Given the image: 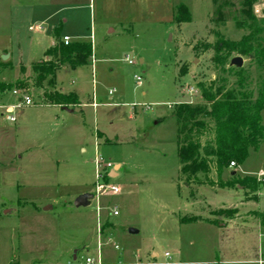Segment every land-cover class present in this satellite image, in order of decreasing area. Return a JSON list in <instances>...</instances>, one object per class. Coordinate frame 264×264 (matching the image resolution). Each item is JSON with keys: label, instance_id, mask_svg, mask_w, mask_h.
<instances>
[{"label": "rangeland", "instance_id": "1", "mask_svg": "<svg viewBox=\"0 0 264 264\" xmlns=\"http://www.w3.org/2000/svg\"><path fill=\"white\" fill-rule=\"evenodd\" d=\"M232 2L228 14L240 7V0ZM180 5L191 21H176ZM254 6L264 18V0ZM213 13L212 0H0V83L30 82L23 96L0 93V264H69L75 251L80 260L99 254L103 264H161L166 253L171 263L189 264L258 258L257 241L223 237L209 224L238 214L239 221L262 223L264 188L246 205L241 186L187 187L180 172L172 113L178 104L201 103L196 84L217 78L214 52L204 48L217 43L214 32L233 40L242 35L231 19L216 28ZM56 32L61 42L67 36L93 44L89 66L59 71L55 88L77 91L85 102L95 97L99 109L84 116L44 107V90L31 85L32 66L49 59ZM5 51L13 53V65L3 62ZM250 71L257 91L263 73L255 65ZM25 96L32 105L8 122L6 109L24 105ZM262 120L264 126V111ZM98 130L105 136L96 143ZM250 153L239 167L230 164L225 180L237 173L264 181V142ZM98 155L114 166L100 182ZM98 182L122 191L98 194ZM87 193L94 195L90 206L74 207ZM192 218L203 223L186 226ZM228 243L237 252L220 254Z\"/></svg>", "mask_w": 264, "mask_h": 264}, {"label": "trees", "instance_id": "2", "mask_svg": "<svg viewBox=\"0 0 264 264\" xmlns=\"http://www.w3.org/2000/svg\"><path fill=\"white\" fill-rule=\"evenodd\" d=\"M257 0H240L235 13L232 0H212L213 23L216 28L227 25L228 19L242 32L239 39L225 38L215 31L217 43L204 45L213 50V63L217 78L196 84L202 102L178 104L172 113L177 122V149L180 157V172L186 186H208L211 188H244L247 198L257 202L258 192L264 181L257 177H239L232 173L224 179L230 164H244L251 150H257L264 142V18L255 15ZM176 21L186 23L192 16L189 8L177 7ZM55 47L47 52L49 59L32 66L31 85L44 90L43 105L74 108L79 104L76 93L65 94L57 87V73L63 68L75 70L87 67L93 58V44L72 42L70 45L59 40L55 34ZM249 62V67L235 68L231 62L236 57ZM255 65L261 71L257 91L253 87L250 68ZM30 87V82L13 84L0 83V93L15 89L19 94ZM215 177V178H214ZM196 218L184 222H196ZM264 227V219L262 220Z\"/></svg>", "mask_w": 264, "mask_h": 264}, {"label": "crops", "instance_id": "3", "mask_svg": "<svg viewBox=\"0 0 264 264\" xmlns=\"http://www.w3.org/2000/svg\"><path fill=\"white\" fill-rule=\"evenodd\" d=\"M65 37H67V36H65ZM71 43H72V40H71ZM52 44H53L52 48L55 47V45H56L55 42H53ZM7 51H5L2 55H4V57L5 56L7 57V59L5 61H8V59H10L8 64H7L8 66H10V65H13V62H11V61L14 58V56H13V53H9ZM7 53H9V54L6 55ZM5 61H3V62H5ZM64 69L67 70L69 68H63L61 70H64ZM58 73H59V71H58ZM58 73H57V76H56L57 77V86H58V83H60L59 82ZM58 90L63 93L61 87ZM69 93H76L77 96H78V99H79V104L74 106V108H70L69 111L65 110L63 107H60V106H58V107L44 106V107L53 108V109H57V110L59 109L60 111H62V113L66 114V115H69V116H74L77 111L81 112V114L84 116L86 114L87 109H91V108H93L95 110L99 109V103L97 102V99L95 97H93V99L91 101H88V102L86 101L85 102V101L81 100V95H80L79 92L74 91V92H68V93H65V94H69ZM21 109H20V111H18L17 114H21V111H22ZM60 115H58V116H60ZM100 134H101V137L105 136V133H101L98 130V134H97L96 139H95L96 143H98V140L100 139ZM83 152H86V150L84 148H83ZM115 166H116V168L117 167H121V164H117ZM247 202L248 201L244 200V202L242 204L245 203L247 205ZM224 206H226V205H222V206H219V207H224ZM230 207L238 208L237 205L230 206ZM238 217H239V214L236 215L235 219L230 218L228 221H226L225 223L220 224L218 227H215L212 224H209V226L211 227V229H216L217 232H221V235H223V237L225 235L229 234L231 236L235 235L237 238H240L241 240H244V241L246 240V241L249 242L250 239H253L254 242L257 241L258 242V244H257L258 247L256 249H257V251H259L258 258L250 259V260L246 261L245 263L246 264H261V259L260 258H261V256L264 257V240H263L264 239V227H263L262 223L260 222V220H254V219L247 220V219H244V220L239 221ZM241 222H243V223L241 224ZM200 223H203V222L202 221H196V222H192V223L184 222V224H186V226H192V225H196V224L198 225ZM228 244H229V246L228 245L222 246V248H220L218 252L220 254L222 253L224 255H226V252L228 250L231 251V252H237L238 247L235 244H232V245H230V243H228ZM246 245H244V246L246 247ZM247 248L249 249V245H247ZM180 255H181V253H180ZM153 256L158 257L159 255L153 254ZM78 258H79V256H78ZM217 259L219 261L218 264H222L221 260H219V256H218ZM263 262H264V260H263ZM226 263L237 264L238 262H227V261L224 262L223 261V264H226ZM173 264H189V263L188 262H177V263H173Z\"/></svg>", "mask_w": 264, "mask_h": 264}, {"label": "built area", "instance_id": "4", "mask_svg": "<svg viewBox=\"0 0 264 264\" xmlns=\"http://www.w3.org/2000/svg\"><path fill=\"white\" fill-rule=\"evenodd\" d=\"M29 29H30V31L35 32V31H39L41 28H33V27H31ZM63 42L66 45H70L71 44V40H70L69 37H64L63 38ZM130 63H132V62H130ZM137 83H138V86L142 85L141 77L137 78ZM14 93L19 95V96H21V94H19L17 91H15ZM114 93H116V91L111 92V94H114ZM31 105H32L31 98L29 96H25L24 97V105H21V104L11 105V106H9L6 109L7 114H8V116L6 117V120L8 122H16L17 119H16V115L15 114L18 113V111H20L21 108H23L25 106H31ZM96 166H97V174H98L97 178H98L99 182L103 179L105 171H109L110 169L114 168V166L111 163H109L107 165H104L103 158L100 155L97 156ZM231 166L234 167L235 165L232 163ZM99 182L97 183L98 194L111 193L113 195H119L121 193V191H122L116 185H112V184L104 185V184H100ZM118 214H119L118 211H114V215L115 216H117ZM116 249H119V247L116 246ZM165 258L167 259V261L166 262H162L161 264H173V263H171V254L166 253L165 254ZM69 264H103V263L101 261L100 255L98 254L97 257L96 256L95 257L87 256L83 260H80L78 258L76 262H71ZM115 264H125V263L118 262V263H115ZM128 264H130V263H128Z\"/></svg>", "mask_w": 264, "mask_h": 264}, {"label": "water", "instance_id": "5", "mask_svg": "<svg viewBox=\"0 0 264 264\" xmlns=\"http://www.w3.org/2000/svg\"><path fill=\"white\" fill-rule=\"evenodd\" d=\"M6 59H7V57L5 56L3 58V60L5 61ZM243 64H244V59L242 57H239V56L236 57V58H234L232 60V62H231V66L232 67H235V68L236 67L237 68H242L243 67ZM64 109L67 110V111H69V109H67V108H64ZM93 199H94V195L89 194V193L83 194V195L77 197L76 201L74 202V207H76V208L89 207L90 204H91V201H93ZM129 233L131 235H135V234H138V231L137 230H134V229H130L129 230ZM73 256H74L73 257V262H76L77 259H78V251H75L73 253Z\"/></svg>", "mask_w": 264, "mask_h": 264}]
</instances>
